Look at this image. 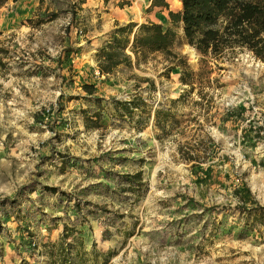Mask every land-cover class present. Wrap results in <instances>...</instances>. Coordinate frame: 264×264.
Wrapping results in <instances>:
<instances>
[{"label": "rangeland", "instance_id": "374dc122", "mask_svg": "<svg viewBox=\"0 0 264 264\" xmlns=\"http://www.w3.org/2000/svg\"><path fill=\"white\" fill-rule=\"evenodd\" d=\"M23 1L32 14L1 9L19 22L0 31V264H51L59 251L72 264H264V62L203 58L178 25L174 60L132 56L100 75L103 45L79 46L86 1ZM132 1L104 0L97 28L108 4L149 3ZM140 17L171 27L163 7ZM133 99L145 106L116 111ZM156 110L172 112L167 132Z\"/></svg>", "mask_w": 264, "mask_h": 264}, {"label": "trees", "instance_id": "16d2710c", "mask_svg": "<svg viewBox=\"0 0 264 264\" xmlns=\"http://www.w3.org/2000/svg\"><path fill=\"white\" fill-rule=\"evenodd\" d=\"M8 1L0 0V9ZM18 1L12 0L14 3ZM85 1L80 0V4ZM150 1L148 11L154 7H163L167 11L171 27L164 29L161 24L154 22L116 26L109 41L95 55V66L100 75H110L121 66H131L132 56L136 63L152 54H160L167 60H174V29L178 25H181L187 43L203 58L218 60L227 52L245 50L264 62V0H180L179 11L170 10L165 0ZM48 17V21L54 20L57 12L50 13ZM1 51L3 50L0 49ZM204 61L202 59V62ZM0 65L4 66L2 63ZM185 73L184 70L181 82L183 85H192L191 80H186ZM188 75L190 77L191 73ZM82 88L89 94L94 90L92 85H84ZM141 101L133 99L128 103L116 102L115 109L119 111L118 107L123 108L127 115H131L132 110L145 106ZM170 121H174L170 110L155 111V126L159 130L167 132ZM135 177H139V173ZM49 190L56 191L55 188ZM67 238V234H61L59 248L63 247ZM50 246L57 247L53 244ZM60 252L51 264H72V260L68 258L69 252L65 255ZM97 255L95 253V256ZM107 262L108 258H105L101 264Z\"/></svg>", "mask_w": 264, "mask_h": 264}, {"label": "crops", "instance_id": "0c3cea01", "mask_svg": "<svg viewBox=\"0 0 264 264\" xmlns=\"http://www.w3.org/2000/svg\"><path fill=\"white\" fill-rule=\"evenodd\" d=\"M103 1L104 0H86V3L82 5L83 10L81 13L82 14L86 13L89 15L88 30L84 34V37L86 40L81 41V43L79 44L82 52H86V50H88L87 48H89L91 51L96 52L102 45H104L106 42H108L110 39L111 33L115 28V26H114L115 23H117L119 25H124L127 23H135L136 25H140L143 23H147L148 21L157 23L151 17H147V18H141L140 17L138 20L139 14H135L133 12L128 14L125 12L124 9L114 7L113 5L111 7H109V4H108V6H105L103 8V10L105 12L101 13L99 16V18H100V25H99L100 29H98L97 26L95 25V22L97 21V19H96V18H98L97 14L100 13V9L103 5ZM113 1L114 0H110L109 3L111 4ZM129 1L131 3H133L132 0H129ZM18 2L20 4V7H19L20 14L26 12V14L28 13V15H30L34 12V7L32 8L28 4L26 5V2H24L23 0H22V2H21V0ZM18 2H16V3H18ZM115 2H118V0H115ZM150 5H151V1L149 0V3H146L144 6L139 4V7H140V10L141 9H143V10L147 9L148 10ZM157 8H161V7H154L150 10V12L154 9H157ZM1 9H3V7ZM1 9H0V31L1 32L12 31L18 25L19 21H17V20H18L19 16L10 17L9 15L1 14ZM87 42H89V44ZM82 54H84V53H82ZM90 61L92 63V55H90ZM86 67H89V65H86ZM93 73L95 75V73H96L95 69L93 70Z\"/></svg>", "mask_w": 264, "mask_h": 264}, {"label": "bare ground", "instance_id": "6f19581e", "mask_svg": "<svg viewBox=\"0 0 264 264\" xmlns=\"http://www.w3.org/2000/svg\"><path fill=\"white\" fill-rule=\"evenodd\" d=\"M139 1H136V5H134L133 7H131V8H128V9H126V13H128V14H130L131 12H133V13H135V14H140V7H139ZM174 3H175V5L178 7V8H180L181 9V2H180V0H174ZM190 55L191 56H193L194 55V52L191 50L190 51ZM158 168V167H157ZM157 168H155V169H153V172L152 173H154L155 171H156V169Z\"/></svg>", "mask_w": 264, "mask_h": 264}]
</instances>
